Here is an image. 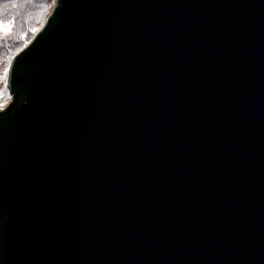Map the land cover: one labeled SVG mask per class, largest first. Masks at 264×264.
<instances>
[{
	"label": "water",
	"instance_id": "95a60500",
	"mask_svg": "<svg viewBox=\"0 0 264 264\" xmlns=\"http://www.w3.org/2000/svg\"><path fill=\"white\" fill-rule=\"evenodd\" d=\"M0 109V264H264V0H55Z\"/></svg>",
	"mask_w": 264,
	"mask_h": 264
},
{
	"label": "trees",
	"instance_id": "16d2710c",
	"mask_svg": "<svg viewBox=\"0 0 264 264\" xmlns=\"http://www.w3.org/2000/svg\"><path fill=\"white\" fill-rule=\"evenodd\" d=\"M49 4V0H47L46 2L45 0H0V20H2L3 22L13 21L18 25V29L22 28V33L24 35L26 34V38H29L27 42L20 41L18 37L17 39L14 38L10 41L5 39L0 40V45L3 46V55L1 59L4 65L10 64L13 56H15L22 48H24L28 44V42L32 40V38L40 30V28L43 27V25H41L38 28L39 22L43 18V22L45 23L48 14L51 13L52 7L49 8ZM44 5L46 6V8L43 9L42 14L39 15L37 19L36 16H28V18L26 19V17H24L23 15H16L19 14L18 10H32L34 7L36 8L34 9L33 13L38 12L41 8H43ZM5 43L7 44V46H4Z\"/></svg>",
	"mask_w": 264,
	"mask_h": 264
},
{
	"label": "rangeland",
	"instance_id": "374dc122",
	"mask_svg": "<svg viewBox=\"0 0 264 264\" xmlns=\"http://www.w3.org/2000/svg\"><path fill=\"white\" fill-rule=\"evenodd\" d=\"M46 1L47 0H45V2ZM53 1L54 0H49V3H50L49 4V8L52 7V9H53V7L55 6V2H53ZM35 8L36 7H34L32 10H28V9L18 10L19 14H16V15H23L24 17H26V19L28 18V16H36V19H37V17L42 14L43 9H45L46 6L44 5L43 8H41L38 12H34L33 13ZM4 23H5V25L11 23L12 26H11V30L10 31H5L2 34H0V40L1 39H3V40L5 39V40H9L10 41L11 39H14V38L17 39V37H18L20 41L27 42V40L29 38H26V34L24 35L22 33V30H21L22 28L18 29V25L15 24L13 21H6ZM41 23H44L43 22V18L39 22L38 28L41 25H43ZM4 46H7V44L5 43ZM2 53H3V46L0 45V109L5 108L12 100V97H11L12 94H11V92L9 90V85L7 83V82H9L8 81V72H9L8 69H9V65L10 64H8V65L5 64L4 65V63H3L2 59H1V57L3 55ZM5 70H7V74L6 75H5Z\"/></svg>",
	"mask_w": 264,
	"mask_h": 264
},
{
	"label": "snow or ice",
	"instance_id": "6c2138e0",
	"mask_svg": "<svg viewBox=\"0 0 264 264\" xmlns=\"http://www.w3.org/2000/svg\"><path fill=\"white\" fill-rule=\"evenodd\" d=\"M11 23L5 25V23L0 20V34H2L5 31H10L11 30ZM7 74V70H5V75Z\"/></svg>",
	"mask_w": 264,
	"mask_h": 264
}]
</instances>
